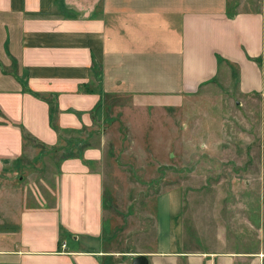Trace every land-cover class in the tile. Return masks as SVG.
I'll return each instance as SVG.
<instances>
[{
  "label": "crops",
  "instance_id": "crops-1",
  "mask_svg": "<svg viewBox=\"0 0 264 264\" xmlns=\"http://www.w3.org/2000/svg\"><path fill=\"white\" fill-rule=\"evenodd\" d=\"M231 67L241 105L255 103L264 128V0H0V190L13 173L23 179L13 162L32 141L54 146L70 130L89 144L60 161L54 187L23 192L16 227L0 229V264H132L138 254L147 264H264V169L250 170L242 203L259 209L248 220L260 245L188 247L182 185L157 195L153 249L99 241L111 112L179 107ZM61 228L74 239L65 246Z\"/></svg>",
  "mask_w": 264,
  "mask_h": 264
},
{
  "label": "rangeland",
  "instance_id": "rangeland-1",
  "mask_svg": "<svg viewBox=\"0 0 264 264\" xmlns=\"http://www.w3.org/2000/svg\"><path fill=\"white\" fill-rule=\"evenodd\" d=\"M221 75L222 71L179 107L127 106L110 111L114 119L104 124L109 141L102 162V248L153 249L156 198L174 185L183 186V240L188 247L260 245L261 230L253 229L248 220V215L260 218L259 209L256 212L242 203L252 193L250 182L245 184L250 170L263 174L264 128L257 105H251L252 111L241 105L236 69L231 67ZM84 131L91 134L89 128ZM74 134L62 131L54 146L31 140L32 146L28 144L25 154L14 160L13 168L23 179L13 173L14 186L9 188L15 191L0 190V229L16 227L23 192L39 195L48 186L54 187L60 161L80 156L89 145L73 142ZM1 175L0 188H5L8 184Z\"/></svg>",
  "mask_w": 264,
  "mask_h": 264
},
{
  "label": "trees",
  "instance_id": "trees-1",
  "mask_svg": "<svg viewBox=\"0 0 264 264\" xmlns=\"http://www.w3.org/2000/svg\"><path fill=\"white\" fill-rule=\"evenodd\" d=\"M51 112L54 109V106L51 105ZM31 139L30 136L28 134H25V139ZM70 233L67 232V230H65L64 228H61V230L59 231V238H58V245H61V242L64 240V238H68V240H74L72 239V236L70 235Z\"/></svg>",
  "mask_w": 264,
  "mask_h": 264
},
{
  "label": "water",
  "instance_id": "water-1",
  "mask_svg": "<svg viewBox=\"0 0 264 264\" xmlns=\"http://www.w3.org/2000/svg\"><path fill=\"white\" fill-rule=\"evenodd\" d=\"M132 264H147V256L145 254L136 255L132 260Z\"/></svg>",
  "mask_w": 264,
  "mask_h": 264
},
{
  "label": "built area",
  "instance_id": "built-area-1",
  "mask_svg": "<svg viewBox=\"0 0 264 264\" xmlns=\"http://www.w3.org/2000/svg\"><path fill=\"white\" fill-rule=\"evenodd\" d=\"M66 245V242H62V246H65Z\"/></svg>",
  "mask_w": 264,
  "mask_h": 264
}]
</instances>
